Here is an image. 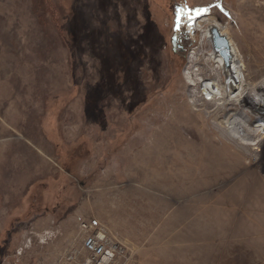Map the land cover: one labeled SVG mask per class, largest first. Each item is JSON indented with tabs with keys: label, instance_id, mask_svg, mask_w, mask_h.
Wrapping results in <instances>:
<instances>
[{
	"label": "rangeland",
	"instance_id": "1",
	"mask_svg": "<svg viewBox=\"0 0 264 264\" xmlns=\"http://www.w3.org/2000/svg\"><path fill=\"white\" fill-rule=\"evenodd\" d=\"M54 2L0 0V264H60L83 220L128 264H264V144L197 171L178 146L220 103L190 86L213 23L264 101V0Z\"/></svg>",
	"mask_w": 264,
	"mask_h": 264
},
{
	"label": "bare ground",
	"instance_id": "2",
	"mask_svg": "<svg viewBox=\"0 0 264 264\" xmlns=\"http://www.w3.org/2000/svg\"><path fill=\"white\" fill-rule=\"evenodd\" d=\"M217 26L216 23H213L210 30L206 32V37L203 33L201 39L204 41L207 38L211 44L212 52L196 51L190 56L192 63L202 62V67L190 73V78L192 79L190 86L199 89L202 85L203 93L207 92L211 95V100L220 102L217 106L213 105L212 109L206 110L207 116L198 121L200 122L199 126L188 128L192 137L189 139L183 138L181 145L178 144L179 147H183L184 152L189 150L190 155H192L190 159L192 162H186L193 166L194 170L210 167L211 160L214 158L218 164H221V161H225L222 153L228 148H238L240 151H238L239 155L235 154L234 158L240 159L241 156H245V148L254 150L264 144V120L256 117V115L264 117V101L258 94L250 90L239 97L241 90L238 92L236 88L237 82L233 76L236 70L235 63L237 58L233 49L230 50L227 47L214 48L215 39L211 29ZM224 50L229 51V62L226 61L222 54ZM241 71H244V68ZM222 77L228 78V81L224 82L225 85L222 83L224 80L221 82ZM215 81L217 85L220 84L221 92L215 88ZM238 104L242 108L239 109ZM245 108L249 109L255 116L250 114ZM197 111L200 112L202 110L197 109ZM230 111L234 112V114L226 121L225 119L222 120ZM206 118H213L214 126L209 125ZM173 144L174 142L170 141L167 146L174 147ZM208 154H212L214 157L211 158ZM194 174L195 172L192 170L188 173V175Z\"/></svg>",
	"mask_w": 264,
	"mask_h": 264
},
{
	"label": "built area",
	"instance_id": "3",
	"mask_svg": "<svg viewBox=\"0 0 264 264\" xmlns=\"http://www.w3.org/2000/svg\"><path fill=\"white\" fill-rule=\"evenodd\" d=\"M81 228L85 232L82 249L71 252L60 264H122L127 247L114 238L105 226L83 220Z\"/></svg>",
	"mask_w": 264,
	"mask_h": 264
},
{
	"label": "water",
	"instance_id": "4",
	"mask_svg": "<svg viewBox=\"0 0 264 264\" xmlns=\"http://www.w3.org/2000/svg\"><path fill=\"white\" fill-rule=\"evenodd\" d=\"M180 29V26L178 27V30ZM179 32H176L173 36L172 43L173 46L176 47L177 41H178ZM214 37H215V45L217 48H223L227 47L230 48V42L227 37L223 36L221 31L217 28L214 29ZM223 56L225 57L226 61L229 62V52L224 50L222 52Z\"/></svg>",
	"mask_w": 264,
	"mask_h": 264
},
{
	"label": "trees",
	"instance_id": "5",
	"mask_svg": "<svg viewBox=\"0 0 264 264\" xmlns=\"http://www.w3.org/2000/svg\"><path fill=\"white\" fill-rule=\"evenodd\" d=\"M33 1H34V5L36 7V11H40V13H41L42 10H50L53 14L52 21L54 20V17H55V13H54L55 10L54 9H56V4H55L54 0H33Z\"/></svg>",
	"mask_w": 264,
	"mask_h": 264
},
{
	"label": "snow or ice",
	"instance_id": "6",
	"mask_svg": "<svg viewBox=\"0 0 264 264\" xmlns=\"http://www.w3.org/2000/svg\"><path fill=\"white\" fill-rule=\"evenodd\" d=\"M191 11H192V10H189V12H191ZM195 11L197 12V14H199L201 11H206V9H204V10L196 9Z\"/></svg>",
	"mask_w": 264,
	"mask_h": 264
},
{
	"label": "flooded vegetation",
	"instance_id": "7",
	"mask_svg": "<svg viewBox=\"0 0 264 264\" xmlns=\"http://www.w3.org/2000/svg\"><path fill=\"white\" fill-rule=\"evenodd\" d=\"M181 47H183L184 45L182 43H180Z\"/></svg>",
	"mask_w": 264,
	"mask_h": 264
}]
</instances>
